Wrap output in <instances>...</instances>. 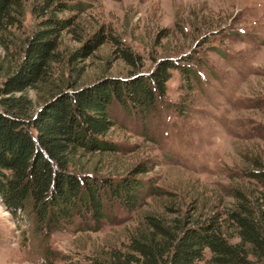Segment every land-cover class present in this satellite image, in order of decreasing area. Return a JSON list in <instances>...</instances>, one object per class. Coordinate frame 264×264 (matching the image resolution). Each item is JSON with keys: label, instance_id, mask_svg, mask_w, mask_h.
<instances>
[{"label": "rangeland", "instance_id": "374dc122", "mask_svg": "<svg viewBox=\"0 0 264 264\" xmlns=\"http://www.w3.org/2000/svg\"><path fill=\"white\" fill-rule=\"evenodd\" d=\"M43 3L23 1L20 23L5 34L8 49L0 47V74L19 61L28 37L51 26L50 15L69 19L56 40L60 59L50 67L61 87L67 78L84 85L148 73L160 59L190 74L171 69L165 96L145 120L114 102L109 111L116 124L106 137L118 150L80 157L97 178L118 181L134 173L147 183L144 204L127 211L104 199L99 226L76 214L44 236L25 213L13 214L0 201V264H109L147 212L164 214L173 205L204 216L231 203V187L263 190L247 175L255 159L264 168V0H65L55 12ZM99 31L106 41L70 63L68 55ZM121 49L137 54L135 65ZM45 92L38 83L27 96L40 103ZM141 167L148 170L137 173Z\"/></svg>", "mask_w": 264, "mask_h": 264}, {"label": "trees", "instance_id": "16d2710c", "mask_svg": "<svg viewBox=\"0 0 264 264\" xmlns=\"http://www.w3.org/2000/svg\"><path fill=\"white\" fill-rule=\"evenodd\" d=\"M23 1L0 0L2 48L8 49L5 34L20 23ZM41 6L62 11L65 0H44ZM45 22L51 26L28 37L19 61L0 74V201L13 214L25 213L34 229L48 236L76 214H88L99 226L106 216L104 199L127 211L144 204L147 183L134 173L118 181L97 178L85 171L80 157L118 150L106 137L116 124L109 111L114 102L145 120L165 96L171 69L177 68L185 76L190 71L171 59H160L148 73L103 77L84 85L67 78L61 87L51 79L50 67L60 59V53L54 52L56 40L69 19L50 15ZM107 38L97 32L67 60H78L88 54L87 46L94 48ZM121 57L130 65L138 58L129 49H121ZM38 83L46 88L45 95L38 97L40 103L27 96V90H36ZM253 163L247 176L264 190V168L257 159ZM146 170L141 167L136 172ZM263 190L257 195L240 186L231 187V203L204 216L192 217L173 205H167L164 214L147 212L129 235L126 249L112 251L109 264L263 263ZM231 236L239 240L230 242Z\"/></svg>", "mask_w": 264, "mask_h": 264}]
</instances>
